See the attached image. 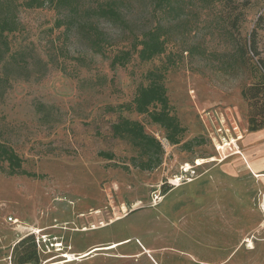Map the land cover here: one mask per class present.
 Returning a JSON list of instances; mask_svg holds the SVG:
<instances>
[{
    "label": "rangeland",
    "instance_id": "1",
    "mask_svg": "<svg viewBox=\"0 0 264 264\" xmlns=\"http://www.w3.org/2000/svg\"><path fill=\"white\" fill-rule=\"evenodd\" d=\"M108 1L136 35L165 20L151 0L81 2L93 7ZM212 1L204 7L202 0H184V14L169 23L165 51L148 61L133 53L124 66L110 61L130 48L129 29L96 21L111 39L99 54L83 32L66 28L67 22L57 26L66 11L18 6L19 26L6 35L8 51L0 61V140L35 176L0 170V264H264L257 207L264 178L212 141L224 121L234 137L243 135L237 145L254 170L264 171V136L246 139L256 131L248 130L250 121L262 119L264 93L242 96L262 77L264 0H250L234 23L237 31L232 22L240 7L234 6L241 0L227 6ZM150 71L161 75L172 113L185 129L179 144L166 143L165 130L147 114L119 107L150 82ZM119 118L140 122L163 143L158 166L132 165L138 148L111 130ZM197 159L207 162L197 165ZM122 204L128 212L120 219L80 231L121 215ZM29 234L35 250L32 241L19 243ZM56 241L62 251H55ZM32 249L35 257L26 262ZM66 253L80 255L49 260Z\"/></svg>",
    "mask_w": 264,
    "mask_h": 264
},
{
    "label": "trees",
    "instance_id": "2",
    "mask_svg": "<svg viewBox=\"0 0 264 264\" xmlns=\"http://www.w3.org/2000/svg\"><path fill=\"white\" fill-rule=\"evenodd\" d=\"M82 0H24L22 3L16 4L15 0H0V61L4 54L8 51V43L6 35L18 29L19 21L17 17L18 6L24 8H41L45 5L53 6L55 9L67 12L66 21H58L57 26L67 22L66 28H76L86 35V39L90 48L99 54H105L106 47L111 45V39L101 28L98 27L96 21L103 20L117 27L129 29L133 41L128 49H120L110 61L111 66H124L131 58L133 53H136L141 61H148L153 57L162 54L165 51L168 36L171 32V25L173 20H178L184 14L182 3L184 0H151L154 2L153 10L162 11L165 13L164 22L158 21L154 25L143 31L138 35L134 33L133 27L129 21L126 20L123 13L114 1L97 2L95 6L84 7ZM227 6L230 1L235 0H219ZM203 6L207 7L213 3L212 0H202ZM250 0L237 1L234 7H240L236 13V21L232 22V26L238 30V26L234 25L239 16L244 15V8L249 4ZM233 7V6H231ZM68 16V17H67ZM68 18V19H67ZM261 79L242 89V96L251 98L257 97L264 93V63H259ZM150 82L146 86H141L137 89L134 98L129 103L119 105L120 108L126 110H134L138 114H147L152 123L158 124L165 130V137L167 141L176 145L181 142L185 129L181 127L177 117L172 113L169 105L166 88L161 81V75L150 71L148 73ZM248 93H250L248 95ZM152 108V109H151ZM158 108V109H157ZM111 109H113L111 107ZM259 121H250L252 126L248 128L249 131H255L264 127V113H262ZM111 130L114 136L128 139L132 146L138 148V158L131 159L132 165L142 170H150L158 166L161 162V154L163 148L161 143L153 136L144 131L142 124L136 120L127 118H119L111 125ZM189 141L182 143V146L187 147ZM106 158L111 159V154H105ZM143 157L145 159H143ZM6 163L7 169L2 166ZM0 170H7V173L12 174H26L22 169V159L15 151L0 140ZM166 187V186H165ZM33 234H29L20 240V245L26 241H32L34 249L35 242ZM32 249V250H33ZM35 250V249H34ZM27 251L25 261L32 260L35 251ZM19 261L18 263H23Z\"/></svg>",
    "mask_w": 264,
    "mask_h": 264
},
{
    "label": "bare ground",
    "instance_id": "3",
    "mask_svg": "<svg viewBox=\"0 0 264 264\" xmlns=\"http://www.w3.org/2000/svg\"><path fill=\"white\" fill-rule=\"evenodd\" d=\"M222 120V119H221ZM243 135L242 134H238L236 137H234L231 133H230V129H228L225 125H224V121H222L221 123V127L217 128L216 130H214V134L212 136V141H213V145L215 146L216 150L220 151V153H224V151H226V149H229L232 151L231 155H239L241 156V158L244 160V162L247 164L249 170L254 174L255 177L257 178H264V171H255L254 168L251 166L247 156L243 153L242 150L239 149L238 145H237V141L242 139ZM226 157H222V159H219L221 162L225 159ZM207 160V159H206ZM215 160V158H211L209 159V161ZM207 162L204 159H197L196 160V164L197 165H201L202 163ZM188 166V165H187ZM262 169V168H261ZM172 184H177V180H171ZM174 184V185H175ZM132 206H134V203L132 204ZM91 211V210H90ZM99 210H93L91 211V214H96L98 213ZM128 212V208L125 204H122L121 206V215H116L113 219H110L107 223H100L99 226H94L91 225V227L87 228V227H82L80 229V231H89L92 229H98V228H104L106 227L110 222L115 221L117 219H120L122 216L126 215ZM79 216H83V214H80ZM106 217V216H105ZM100 218V217H99ZM108 218V217H107ZM106 218V219H107ZM108 220V219H107ZM14 223L17 222V219L14 218L13 219ZM94 223V222H93ZM74 224V223H73ZM61 225V224H60ZM69 226V225H68ZM67 227H65L66 229ZM77 227L76 228H72L71 230L73 231H78L79 230ZM95 231V230H94ZM40 229L36 228L35 229V233H39ZM63 244L60 243L59 241H56V243H53L52 246L53 247H57L55 249V251H62V246ZM249 247H251V244H249ZM74 255H80L79 253H75V254H70V253H66V254H60V255H56L53 256L52 258H50L49 260H53V259H57V258H70L71 256Z\"/></svg>",
    "mask_w": 264,
    "mask_h": 264
},
{
    "label": "crops",
    "instance_id": "4",
    "mask_svg": "<svg viewBox=\"0 0 264 264\" xmlns=\"http://www.w3.org/2000/svg\"><path fill=\"white\" fill-rule=\"evenodd\" d=\"M263 136H264V128H261V129L256 130L255 132H252L251 134L247 135L246 139H247V141H256L258 138H261ZM250 159L253 160L251 157H250ZM254 163H256V162L254 161ZM256 164H258V163H256ZM258 165L262 166L263 164L261 163ZM262 168H264V167H262ZM257 207H258V203H257ZM258 210H259V208H258Z\"/></svg>",
    "mask_w": 264,
    "mask_h": 264
},
{
    "label": "built area",
    "instance_id": "5",
    "mask_svg": "<svg viewBox=\"0 0 264 264\" xmlns=\"http://www.w3.org/2000/svg\"><path fill=\"white\" fill-rule=\"evenodd\" d=\"M164 141L166 143H168L167 140L164 139ZM161 144H163V143H161ZM258 208L262 214V225L264 226V190L259 195ZM11 221H12V219H11Z\"/></svg>",
    "mask_w": 264,
    "mask_h": 264
}]
</instances>
